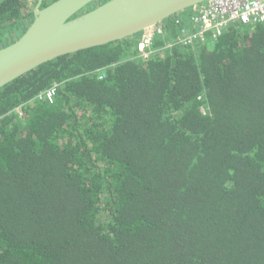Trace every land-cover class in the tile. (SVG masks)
<instances>
[{
    "label": "trees",
    "instance_id": "trees-1",
    "mask_svg": "<svg viewBox=\"0 0 264 264\" xmlns=\"http://www.w3.org/2000/svg\"><path fill=\"white\" fill-rule=\"evenodd\" d=\"M37 2L0 0V48ZM140 36L0 89V264H264V23Z\"/></svg>",
    "mask_w": 264,
    "mask_h": 264
},
{
    "label": "water",
    "instance_id": "water-1",
    "mask_svg": "<svg viewBox=\"0 0 264 264\" xmlns=\"http://www.w3.org/2000/svg\"><path fill=\"white\" fill-rule=\"evenodd\" d=\"M208 1L38 0L27 30L0 48V89L59 57L142 35Z\"/></svg>",
    "mask_w": 264,
    "mask_h": 264
},
{
    "label": "built area",
    "instance_id": "built-area-1",
    "mask_svg": "<svg viewBox=\"0 0 264 264\" xmlns=\"http://www.w3.org/2000/svg\"><path fill=\"white\" fill-rule=\"evenodd\" d=\"M172 21L177 27H169L168 22L147 29L140 36L139 50L148 59L153 53H165L175 46L188 47L197 42L207 43L217 40L224 30L232 25H256L264 23V0H209L188 11L176 15ZM162 40V48H155ZM104 75L100 76L103 79ZM56 87L47 92L52 100Z\"/></svg>",
    "mask_w": 264,
    "mask_h": 264
},
{
    "label": "rangeland",
    "instance_id": "rangeland-1",
    "mask_svg": "<svg viewBox=\"0 0 264 264\" xmlns=\"http://www.w3.org/2000/svg\"><path fill=\"white\" fill-rule=\"evenodd\" d=\"M105 1H106V0H101V1L99 0V2H101V3L105 2ZM92 7H94V6H92ZM88 8H89V7H88Z\"/></svg>",
    "mask_w": 264,
    "mask_h": 264
}]
</instances>
